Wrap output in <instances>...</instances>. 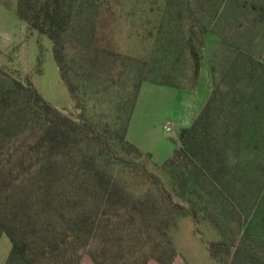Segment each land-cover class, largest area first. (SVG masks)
Instances as JSON below:
<instances>
[{"label": "trees", "instance_id": "1", "mask_svg": "<svg viewBox=\"0 0 264 264\" xmlns=\"http://www.w3.org/2000/svg\"><path fill=\"white\" fill-rule=\"evenodd\" d=\"M90 3L18 0V17L51 39L62 79L81 114H64L30 82L0 67V238L7 235L12 245L5 264H81L85 255L94 264H174L178 252L170 227L176 226L175 216H191L198 224L209 211L211 195L203 191L200 177L207 168L223 169L224 151L239 136L229 120L249 112V102L242 100L245 92L233 88L225 94L220 83H251L259 68L264 71L263 58L244 62L239 48L200 114L181 132L172 156L157 164L127 139L140 91L131 105L120 100L119 114L104 126L92 117L93 99L117 89L108 81L95 92L96 76L119 72L126 60L96 47L92 34L81 26ZM191 52L194 55L193 48ZM199 68L197 64L196 76ZM263 107L255 104L257 118L252 122L264 145ZM127 150L137 157L119 154ZM143 158L169 173L177 196L187 205L174 201ZM240 215L229 219V225L235 223L230 232L212 220L223 240L210 244V255L222 264H262ZM238 236V244L228 243Z\"/></svg>", "mask_w": 264, "mask_h": 264}, {"label": "rangeland", "instance_id": "2", "mask_svg": "<svg viewBox=\"0 0 264 264\" xmlns=\"http://www.w3.org/2000/svg\"><path fill=\"white\" fill-rule=\"evenodd\" d=\"M17 4L18 0H0V67L14 78L30 82L45 101L64 114L78 118L81 111L62 79L51 39L32 31L18 17ZM81 21L83 29L92 34L96 47L126 60L122 68L118 63L122 75L115 71L96 76L95 92L108 81L114 82L117 89L93 99L92 117L102 126L114 120L119 114L120 100L131 105L143 86L136 122H144L152 131V139L145 144L149 143L155 151L166 144L179 146L178 132L167 133L164 123L176 119L182 103L200 105L204 101L208 85H213L212 90L218 85V75L228 67L235 51L240 48L244 62L264 59V0H91ZM197 64L200 68L196 76ZM259 77L262 81L258 85L255 82ZM220 84L225 94L233 88L243 90L242 100L249 102V112L238 113L229 120L239 130V136L224 151L223 169L207 168L200 177L203 191L211 195L209 211L203 212L204 218L198 224L191 216H175L176 226L170 227V234L178 252L177 264H222L210 255V244L223 240L212 220L229 231V227L235 226L229 225V219L238 220L239 213L242 229L264 264V145L258 139L259 129L252 122L256 117L252 111L255 104L264 105V71L259 68L251 83L227 79ZM196 85L198 91L193 96L183 97L170 89L194 91ZM149 107H160L163 122L151 116ZM262 111L264 120V107ZM119 154L137 157L133 150ZM143 161L147 162L149 172L160 177L174 195V201L187 205L177 196L178 188L169 173L155 167L150 159ZM141 180L137 181V191L142 188L144 179ZM239 238L227 241L230 245L238 244ZM11 248L9 238L3 235L0 264L6 263ZM81 264L94 262L85 255Z\"/></svg>", "mask_w": 264, "mask_h": 264}, {"label": "crops", "instance_id": "3", "mask_svg": "<svg viewBox=\"0 0 264 264\" xmlns=\"http://www.w3.org/2000/svg\"><path fill=\"white\" fill-rule=\"evenodd\" d=\"M234 46H236V45H234ZM216 49H217V47L215 48V50ZM235 50H236V47H235ZM236 54L237 53L235 51V54L233 56L234 58H235ZM233 57H232V60L234 59ZM232 60H231V62H232ZM231 62H230V64H231ZM230 64L228 65L227 68H225V70L222 74L218 75L216 84H218L220 82L221 78L223 77V75L225 74L227 69L229 68ZM212 86L208 85L207 96L205 97L204 101L202 103H200V105H197V104L195 105L193 102L191 104H183L182 103V106H181L182 111L177 114L176 119L174 121H172L171 123H170V121L166 120V122L163 125V129H164L165 125H170L172 127L173 131L178 132V138H179L181 132L184 129H187L192 125L194 120L197 118V116L200 114V112L202 111V109L206 105V103L210 97L211 91H212ZM170 89L175 91L177 94L182 93L183 94L182 96L184 97L185 95H192V96L196 95V93L198 91V86L196 85V89H194V91H191V90L190 91L189 90L188 91L187 90L186 91H179V90L173 89L171 87H170ZM142 93H143V86L140 90V93L138 96V101L136 103V107H135L133 115H132V119H131L130 126H129L128 133H127V139L130 143H132L133 145L138 147L140 150H142L146 153H150L153 157L154 162H156L157 164H162L172 156L176 147L170 146L171 147L170 148L169 145L166 144L162 148V150L155 151V149L153 147L148 146L149 143H146L147 145L145 144V141L149 142V140L152 139L151 138V134H152L151 132L152 131L150 130V128L147 127V125L144 122L143 123L141 122L142 124L139 122L140 120H138L136 122L137 113H138L137 104H139V99H141ZM180 99H181V97H180ZM149 111L151 112L150 113L151 116L155 115L154 117L156 119H158V120L163 119V117L161 116L160 107L159 108L149 107L148 112ZM143 118L144 117H141L140 119H143ZM143 120H141V121H143ZM162 122H163V120H162ZM149 264H159V263L156 261H151ZM174 264H177V259L175 260Z\"/></svg>", "mask_w": 264, "mask_h": 264}, {"label": "built area", "instance_id": "4", "mask_svg": "<svg viewBox=\"0 0 264 264\" xmlns=\"http://www.w3.org/2000/svg\"><path fill=\"white\" fill-rule=\"evenodd\" d=\"M164 130L167 132V133H170L173 131L172 127L170 125H165L164 126Z\"/></svg>", "mask_w": 264, "mask_h": 264}]
</instances>
